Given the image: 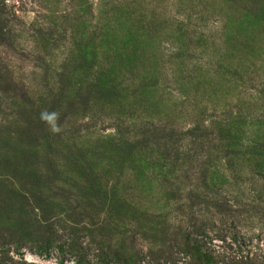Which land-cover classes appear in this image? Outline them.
Here are the masks:
<instances>
[{"label": "rangeland", "instance_id": "1", "mask_svg": "<svg viewBox=\"0 0 264 264\" xmlns=\"http://www.w3.org/2000/svg\"><path fill=\"white\" fill-rule=\"evenodd\" d=\"M14 138L0 264H264V0H0Z\"/></svg>", "mask_w": 264, "mask_h": 264}, {"label": "trees", "instance_id": "2", "mask_svg": "<svg viewBox=\"0 0 264 264\" xmlns=\"http://www.w3.org/2000/svg\"><path fill=\"white\" fill-rule=\"evenodd\" d=\"M95 87L96 88H103L107 91L115 90V92L118 89V87H115L117 89H109V87H107V86L103 87L100 82H98V84H96ZM117 91L119 92V89ZM25 103H28V101ZM31 105H33V104H31ZM14 139H16V138H14ZM19 142L20 141H18L17 139L13 140L11 142L12 145H14L13 149H11V147L8 146L9 149L5 150L6 152L0 153V155L5 158L7 163H10L13 165V170L17 168L16 165H19L20 157H22V156H26V158H31V159H35V160H45V159H47V157H49L48 152L42 154L38 149L34 148V146H33V148L31 147V149H22ZM67 160L69 161V162L68 161L67 162L68 163L71 162V166L76 169L74 173H72V171L69 172L70 176L68 179L70 181L76 180L79 171H81L83 174L89 173L88 176H93V177L97 176L92 172L93 170L91 168L87 167V164H86L87 158L85 156H80V155H76L75 153H73V154L71 153L67 156ZM23 165L25 167V168H22L23 172H28V173L32 174L35 178L43 179V177H44L43 170L44 169H37L38 168L37 167L36 169H33L32 172H29V170L32 169L31 164L30 163L28 164L26 161V163H23ZM20 167H22V164L20 165ZM57 168H58V166H57ZM96 174H98V173L96 172ZM5 178H6V176H5ZM13 193H14V190L12 191V195H13ZM17 193L21 197H24L27 195V193H22L20 191ZM37 206L38 207L34 208L33 211H35L37 209V210H41V213L38 214L36 211V214H34L29 209V214H31L33 216V218L29 219V223H25V221H23L24 222L23 224H25L27 226L26 228L28 230H32L34 228L37 229V228L45 227L47 225L46 223H47L48 219L43 216L44 208H47L46 205L41 206L38 204ZM22 217H23V215H22ZM45 232H47L49 234L48 230H46ZM55 236H57V235H55ZM55 236H53V237H55ZM49 238H50V236L47 235L46 239H49ZM195 253H196L199 261H201V263L210 264L209 263L210 258L207 254L202 253V251H200V250L195 251Z\"/></svg>", "mask_w": 264, "mask_h": 264}]
</instances>
